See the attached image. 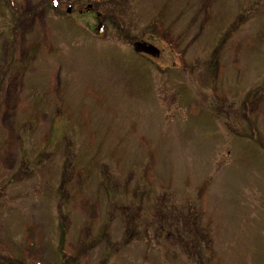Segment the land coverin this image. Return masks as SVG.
Returning a JSON list of instances; mask_svg holds the SVG:
<instances>
[{"label":"rangeland","instance_id":"obj_1","mask_svg":"<svg viewBox=\"0 0 264 264\" xmlns=\"http://www.w3.org/2000/svg\"><path fill=\"white\" fill-rule=\"evenodd\" d=\"M0 264H264V0H0Z\"/></svg>","mask_w":264,"mask_h":264},{"label":"trees","instance_id":"obj_2","mask_svg":"<svg viewBox=\"0 0 264 264\" xmlns=\"http://www.w3.org/2000/svg\"><path fill=\"white\" fill-rule=\"evenodd\" d=\"M155 215L157 216L156 221L158 223L161 222L160 226H163L167 229L175 230L173 235L175 234L176 236L174 237L178 238L183 243L186 242L187 239L181 235V229L193 228L189 225V223H192L194 227L199 226V224H197V222L199 223V221L195 219L196 216L190 214L186 215L184 212L180 211L179 208H176V206H173L171 204L165 209H158L157 207ZM171 222H176L177 227L171 228ZM191 232L195 233V237L198 236L202 244L204 243L203 241L205 240V238H202L203 235L201 234L198 228L196 230L192 229ZM210 247L209 249H211Z\"/></svg>","mask_w":264,"mask_h":264},{"label":"water","instance_id":"obj_3","mask_svg":"<svg viewBox=\"0 0 264 264\" xmlns=\"http://www.w3.org/2000/svg\"><path fill=\"white\" fill-rule=\"evenodd\" d=\"M97 30L99 32L102 31V25L100 24L97 28ZM155 49V50H154ZM136 50H138V52H145L148 54H152L153 56L157 55L159 56L160 52L158 49L154 48V47H147L146 44H142V43H137L136 44ZM154 52H156L157 54H153Z\"/></svg>","mask_w":264,"mask_h":264}]
</instances>
